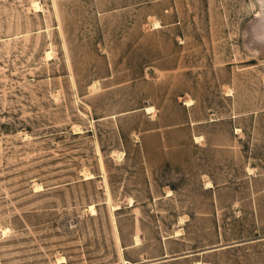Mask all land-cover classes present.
<instances>
[{
    "label": "rangeland",
    "instance_id": "rangeland-1",
    "mask_svg": "<svg viewBox=\"0 0 264 264\" xmlns=\"http://www.w3.org/2000/svg\"><path fill=\"white\" fill-rule=\"evenodd\" d=\"M0 264H264V0H0Z\"/></svg>",
    "mask_w": 264,
    "mask_h": 264
},
{
    "label": "bare ground",
    "instance_id": "bare-ground-1",
    "mask_svg": "<svg viewBox=\"0 0 264 264\" xmlns=\"http://www.w3.org/2000/svg\"><path fill=\"white\" fill-rule=\"evenodd\" d=\"M37 7H38L37 4H35V5H34V8L37 9ZM158 26H159V23H156V24H155V27L159 28ZM49 56H50V54L47 53L46 57H49ZM146 111H147L148 113H150V112L153 111V108H152V107H148V108L146 109ZM91 178H92V175H91V174H86V179H91ZM111 208H112L113 210H114L115 208L118 209L117 206H112ZM89 211H90V213H91L92 215H94V214H95V208H94V206H90V207H89ZM138 242H139V240L136 239V240H135V244H138ZM58 261H59V263H64V259H63V258L58 259Z\"/></svg>",
    "mask_w": 264,
    "mask_h": 264
},
{
    "label": "crops",
    "instance_id": "crops-1",
    "mask_svg": "<svg viewBox=\"0 0 264 264\" xmlns=\"http://www.w3.org/2000/svg\"><path fill=\"white\" fill-rule=\"evenodd\" d=\"M199 122L197 120L193 121L191 118H189V124H193V125H196L198 124Z\"/></svg>",
    "mask_w": 264,
    "mask_h": 264
}]
</instances>
